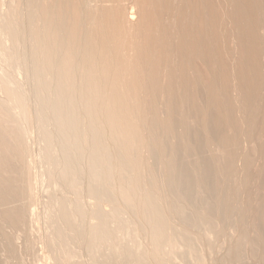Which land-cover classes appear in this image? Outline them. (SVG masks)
Returning a JSON list of instances; mask_svg holds the SVG:
<instances>
[{
  "label": "bare ground",
  "instance_id": "6f19581e",
  "mask_svg": "<svg viewBox=\"0 0 264 264\" xmlns=\"http://www.w3.org/2000/svg\"><path fill=\"white\" fill-rule=\"evenodd\" d=\"M39 250L264 264V0H0V264Z\"/></svg>",
  "mask_w": 264,
  "mask_h": 264
},
{
  "label": "rangeland",
  "instance_id": "374dc122",
  "mask_svg": "<svg viewBox=\"0 0 264 264\" xmlns=\"http://www.w3.org/2000/svg\"><path fill=\"white\" fill-rule=\"evenodd\" d=\"M247 116H251V113L249 112L248 114H247ZM31 154V156L32 157H30V159H32L33 161H34V163H35V165H36V167H38V168H40V166H39V163L37 162V161H35V157H34V154L32 155V153H30ZM29 154V155H30ZM43 195V194H42ZM44 196V195H43ZM42 197V196H41ZM45 197V196H44ZM46 198V197H45ZM45 198H43L42 197V199H44L45 200ZM47 199V198H46ZM41 209V208H40ZM22 239H23V241H22ZM21 239V241L19 240L18 241V244L20 245V244H22V246H23V244H24V242H25V238H22ZM40 248V247H39ZM22 250H23V248H21ZM40 251V254L41 255H38V252ZM38 252H37V254H36V252H33L32 253V255L30 254L31 252H28V253H25V255H23V254H21V256L19 255V256H17L16 257V259H14V261L12 262L11 261V264H46L48 261L44 258V256H43V252L41 251V250H39ZM37 255V258L35 257V256H33V255ZM24 256V257H23ZM38 256H39V258H38ZM41 256H43V257H41ZM21 257V258H20ZM29 258V259H27V258ZM24 258V259H23ZM42 258V259H41ZM25 260V261H23V260ZM21 260V261H20ZM46 260V261H45ZM23 261V262H22ZM29 261V262H28ZM20 262V263H19ZM32 262V263H31ZM2 264H3V262H2ZM48 264V263H47Z\"/></svg>",
  "mask_w": 264,
  "mask_h": 264
}]
</instances>
